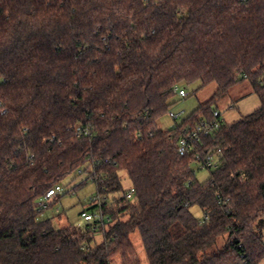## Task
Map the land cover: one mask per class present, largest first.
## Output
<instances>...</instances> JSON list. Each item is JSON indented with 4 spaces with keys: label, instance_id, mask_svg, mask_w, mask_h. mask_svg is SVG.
<instances>
[{
    "label": "trees",
    "instance_id": "16d2710c",
    "mask_svg": "<svg viewBox=\"0 0 264 264\" xmlns=\"http://www.w3.org/2000/svg\"><path fill=\"white\" fill-rule=\"evenodd\" d=\"M245 80L260 108L220 116L180 156L182 132L219 110L163 130L175 88ZM198 154L221 157L203 182ZM77 171L104 195L89 209L102 220L55 229L37 204ZM134 233L149 264L264 259V0H0V264H142Z\"/></svg>",
    "mask_w": 264,
    "mask_h": 264
},
{
    "label": "rangeland",
    "instance_id": "374dc122",
    "mask_svg": "<svg viewBox=\"0 0 264 264\" xmlns=\"http://www.w3.org/2000/svg\"><path fill=\"white\" fill-rule=\"evenodd\" d=\"M180 88L184 89L189 96L187 98H181L176 94L173 97V105L168 113L157 120V125L163 130H171L176 124H181L201 104L212 99H214L212 107L219 110L222 120L228 125L254 113L261 106L260 100L254 93L253 86L248 80L233 87L225 95L218 94L219 87L215 83L205 88H201V83L199 82L191 86L181 85ZM174 114L180 115L177 123L173 119ZM220 159V154H215L210 161L216 166L220 163ZM192 169L196 173L197 178L202 182L210 177L211 171L208 168L201 169L198 162L192 164ZM122 177L124 189L129 190L130 183L126 173L123 172ZM82 182L84 183L81 184ZM60 186L63 189L60 197H56L48 202L49 206L43 210L41 218L52 219L55 229H64L71 226L85 228L91 222H87L82 217V213L84 211L92 213V210L89 209L98 203L93 202L92 199L98 198V196L104 198V195L98 193L96 183L92 179H89V173L86 171H82L81 174L79 171L73 173L63 180ZM75 187L77 188L74 190ZM109 199L111 200L112 197L110 196ZM191 212L198 219L204 217V211L198 205L192 206ZM131 238L140 262L142 264H149L140 234L134 233ZM102 241V234L97 233L93 245L101 243ZM111 264H122L120 256L113 257ZM260 264H264V259Z\"/></svg>",
    "mask_w": 264,
    "mask_h": 264
},
{
    "label": "built area",
    "instance_id": "2783aa9c",
    "mask_svg": "<svg viewBox=\"0 0 264 264\" xmlns=\"http://www.w3.org/2000/svg\"><path fill=\"white\" fill-rule=\"evenodd\" d=\"M176 94H178L181 98H187L189 94L184 90L181 89L180 87L175 88ZM221 114L218 111L214 112V120H205L202 121L201 123L197 124L196 127L194 128H187L185 129L178 142V153L180 156H185L189 153V151H197V144L200 143L201 137L203 135H210L216 132L218 129L221 128V122L219 120ZM180 118L179 114H174L173 119L177 123V120ZM177 127V124L175 125ZM77 133L80 135H85L88 136L90 135V131L87 129H82L81 125L77 126ZM197 162L200 164L201 169H209L211 167H214V165L211 163V161H206L203 162L201 159L200 154L197 155ZM63 189L60 185L55 186L51 190L47 192L45 197L38 202V207L40 209H45L48 205V202L52 199H54L56 196L60 195L62 193ZM135 195V189L130 188L127 191V198L131 199ZM102 199L101 197L98 196V198H93V202H100ZM82 217L87 221V222H92L95 219L102 220V216L98 213H84ZM244 258V256H241Z\"/></svg>",
    "mask_w": 264,
    "mask_h": 264
}]
</instances>
